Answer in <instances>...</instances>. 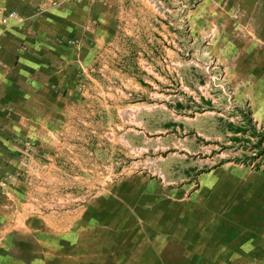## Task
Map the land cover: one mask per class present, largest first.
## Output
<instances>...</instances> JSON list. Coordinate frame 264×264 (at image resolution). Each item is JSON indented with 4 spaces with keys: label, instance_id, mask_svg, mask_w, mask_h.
Segmentation results:
<instances>
[{
    "label": "crops",
    "instance_id": "1",
    "mask_svg": "<svg viewBox=\"0 0 264 264\" xmlns=\"http://www.w3.org/2000/svg\"><path fill=\"white\" fill-rule=\"evenodd\" d=\"M137 25L204 31L236 106L246 102L264 133V1L0 0V164L10 163L8 134L60 126L78 107L79 79L97 60L108 69L112 46L137 38ZM194 153L170 168L175 187L136 173L65 220L0 223V264H264V168L202 172Z\"/></svg>",
    "mask_w": 264,
    "mask_h": 264
},
{
    "label": "rangeland",
    "instance_id": "2",
    "mask_svg": "<svg viewBox=\"0 0 264 264\" xmlns=\"http://www.w3.org/2000/svg\"><path fill=\"white\" fill-rule=\"evenodd\" d=\"M137 26V38L127 33L112 46L108 69L97 60L79 79L78 107L53 133L8 134L0 223L16 229L29 215L65 220L136 173L175 187L170 168L188 151L205 161L202 172L222 162L264 168V133L246 102L236 106L211 54L217 45L199 29L171 26L165 34Z\"/></svg>",
    "mask_w": 264,
    "mask_h": 264
},
{
    "label": "built area",
    "instance_id": "3",
    "mask_svg": "<svg viewBox=\"0 0 264 264\" xmlns=\"http://www.w3.org/2000/svg\"><path fill=\"white\" fill-rule=\"evenodd\" d=\"M64 1L70 2V1H73V0H64ZM261 1H264V0H261ZM13 15H14V13L11 12V13L8 14V17H12ZM69 44H71V45H77L78 43L75 40H72V41H69Z\"/></svg>",
    "mask_w": 264,
    "mask_h": 264
},
{
    "label": "trees",
    "instance_id": "4",
    "mask_svg": "<svg viewBox=\"0 0 264 264\" xmlns=\"http://www.w3.org/2000/svg\"><path fill=\"white\" fill-rule=\"evenodd\" d=\"M237 132H243V131L238 130ZM261 155H264V150H262Z\"/></svg>",
    "mask_w": 264,
    "mask_h": 264
}]
</instances>
